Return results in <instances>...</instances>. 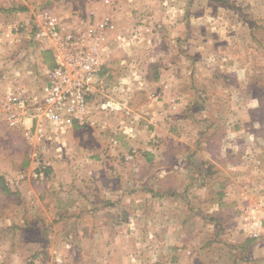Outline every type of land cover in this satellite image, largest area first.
I'll return each instance as SVG.
<instances>
[{
	"label": "rangeland",
	"instance_id": "obj_1",
	"mask_svg": "<svg viewBox=\"0 0 264 264\" xmlns=\"http://www.w3.org/2000/svg\"><path fill=\"white\" fill-rule=\"evenodd\" d=\"M16 1L21 4L0 0V22H9L5 27L0 25V83L5 86L18 82L37 91L46 79L47 69L54 67L55 58L51 43L32 38L29 31L32 22L42 10L48 9L67 25L83 11L74 6L75 0ZM150 3L156 6L159 3L161 8L157 12L159 16L152 12L148 18L160 17L164 26L172 25L171 29L161 28L165 30L164 36L173 34L174 20L181 26L179 40L158 43V39H148L147 59H155L156 52L170 53L171 59L179 55L177 60L191 67L195 63L190 50L196 48V63L204 67L206 60L200 57L201 50L209 38L210 45L225 56V59L212 57L207 61L213 74L218 77L219 73H225L223 76L232 89L227 93L228 98H253L257 102V110L246 112L244 119L258 123L254 129L263 132L264 0H173L176 6H171L170 0H151ZM144 13L139 12L142 16L134 13L132 17L143 19ZM26 19L27 24L24 23ZM191 22L192 26L183 28L182 23ZM183 30H189L188 35L193 41L182 40ZM154 46L155 50L151 51ZM118 57H114V61ZM188 80V76L183 78V82ZM234 88L237 89L234 91ZM29 126V122L10 126L0 110V264H153L159 257L176 264H235V259L240 257L232 246L236 238L231 234L237 226L235 214L242 212L240 205L233 207L229 202L222 203L217 211L212 207L209 213L206 211L209 208L202 210L181 199L175 211L168 205L170 218L164 220L174 231L170 234L165 231L169 226L165 224L164 227L160 217L150 211L156 206L151 200H142L141 208H134V214L125 212L120 206H114V211L106 213L104 204H91L90 199L96 195V180L106 179V175L95 167L103 161L93 151L101 146L94 136L106 140L108 129L91 122L74 124L60 131L45 127L49 137L39 141L25 136L27 130L31 136L34 134L35 124L30 129ZM248 127L249 124L244 129ZM69 131L72 138L66 141L64 138ZM157 141L151 137L148 143L155 148ZM258 142L261 141L245 137L241 144L228 139L222 145L224 154L227 149L241 150V160L233 152L231 157L239 162L241 180L252 178L264 183V173L253 168L257 165L255 153L261 146ZM158 144L160 146V142ZM76 147L83 151L78 153ZM128 160L131 157L121 159L119 164ZM230 161L227 160L229 164L226 165H232L234 161ZM55 163L71 167L70 190L56 185ZM260 163L264 166L263 160ZM39 172L41 176H35ZM115 174L116 182L120 181L121 173L117 171ZM251 188L264 195V187ZM213 190L218 191V187ZM145 194L148 198L156 195L150 186L145 187ZM70 196L79 197L84 203L76 219L68 221L59 216L58 210L64 209ZM262 201L264 205V199ZM127 229L133 231L132 234L127 232L132 241L126 236ZM259 264H264V259Z\"/></svg>",
	"mask_w": 264,
	"mask_h": 264
},
{
	"label": "crops",
	"instance_id": "obj_2",
	"mask_svg": "<svg viewBox=\"0 0 264 264\" xmlns=\"http://www.w3.org/2000/svg\"><path fill=\"white\" fill-rule=\"evenodd\" d=\"M150 1L110 0V6L103 4V0L74 2V6L80 7L83 12L94 10L97 18L106 14L111 16L112 24L107 31V43L103 52L107 66L103 67V72L108 85L120 86L121 91L117 90V93L128 111L127 114L101 112L92 122L108 131L106 140L94 136L101 146L93 151L103 161L95 167L106 175V179L96 180V195L93 198L91 196L90 202L95 205L104 204L106 213L114 211V206H120L125 212L132 214L134 208H141L142 200H151L156 206L150 211L160 217L164 227L169 226V230L165 228L169 234L174 231L164 220L170 218L168 205L175 211L181 199L202 210L209 208L206 210L209 213L212 207L217 211L222 203L229 202L233 207L238 204L242 212L235 214L237 226L231 230L232 236L236 238L232 246L240 256L235 259V264H259L264 259V195L261 196L259 190L252 191L251 187H264V183L252 178L241 180L238 176L239 162L231 157L235 153L233 155L240 159L241 150L236 152L227 149V154L222 152V145L228 139L239 144L245 137L261 141L258 142L261 146L255 153L257 165L253 168L264 173V166L260 163L264 161V131H256L254 125L258 123L244 119L246 112L257 110L258 104L253 98H228L227 93L232 89L223 76L225 73L215 76L207 62L212 57L219 60L225 59V56L216 51L217 47L210 45L209 38L201 50L200 57L206 60L204 67L196 63V48L190 50L195 63L191 67L180 63L177 60L179 55L171 59L170 53L156 52L155 59H147L148 39H158V43L163 40H179L178 29L181 26L174 20L176 25L173 26V34L164 36L165 30L161 29L164 21L160 17L148 18L149 13H157L161 6ZM172 1L170 0V5L176 6ZM11 2L21 4L16 0ZM139 12H145L143 19L132 17ZM156 15L159 16V13ZM24 23H28L27 19ZM7 24L9 22H0L2 27ZM165 25V28H172V25ZM189 25L192 26V22L182 23L184 29ZM188 31L183 30L181 38L190 43L193 37L190 38ZM214 39L221 41L217 37ZM152 50H155V46ZM117 56L119 57L114 61ZM186 76L189 80L183 82ZM198 93L205 97L201 98ZM247 124L250 127L245 130L244 126ZM70 131L65 135L66 141L72 138ZM151 137L158 139L155 148H151L148 143ZM105 141L107 145L104 146ZM76 148L79 152L74 151L75 153L83 151L80 147ZM130 157L131 160L119 164L121 159L127 160ZM227 160L234 162L226 165ZM70 169L68 165L54 164L57 186L63 185L68 190L72 188ZM117 171L121 173L118 182L115 174ZM146 186L155 190L154 197L148 198L145 194ZM215 186L218 191L213 190ZM69 199L66 200L64 209L58 210L59 216L68 221L76 219V214L82 211L81 205L84 203V200L76 196H70ZM217 226L219 228L220 221ZM127 230L126 236L132 241L130 234L133 231ZM165 261L159 257L153 264H176L171 263V260Z\"/></svg>",
	"mask_w": 264,
	"mask_h": 264
},
{
	"label": "built area",
	"instance_id": "obj_3",
	"mask_svg": "<svg viewBox=\"0 0 264 264\" xmlns=\"http://www.w3.org/2000/svg\"><path fill=\"white\" fill-rule=\"evenodd\" d=\"M103 4L109 5L110 1L103 0ZM79 14L64 25L47 9L32 22V38L51 43L55 58L54 67L47 69L39 90L32 91L18 82L5 86L0 83V110L7 123L14 127L29 122L28 129L35 124L33 136L28 130L25 132L27 138L47 139L45 127L60 131L74 124L92 123L101 112H128L124 101L116 97L120 86L108 85L103 72L111 16L97 18L94 10ZM35 176H41V172Z\"/></svg>",
	"mask_w": 264,
	"mask_h": 264
}]
</instances>
